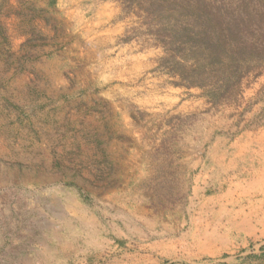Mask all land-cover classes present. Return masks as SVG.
I'll return each mask as SVG.
<instances>
[{
	"label": "rangeland",
	"instance_id": "obj_1",
	"mask_svg": "<svg viewBox=\"0 0 264 264\" xmlns=\"http://www.w3.org/2000/svg\"><path fill=\"white\" fill-rule=\"evenodd\" d=\"M257 133L264 0H0V264H264Z\"/></svg>",
	"mask_w": 264,
	"mask_h": 264
},
{
	"label": "trees",
	"instance_id": "obj_2",
	"mask_svg": "<svg viewBox=\"0 0 264 264\" xmlns=\"http://www.w3.org/2000/svg\"><path fill=\"white\" fill-rule=\"evenodd\" d=\"M201 5L199 10L203 12L206 6L203 3H201ZM192 17V26L194 25V28L191 32H188L189 37L187 38V33L185 35V30L182 33H176L173 38V44H183L184 46H187V44H190V46L196 45L195 54L197 58L204 61L206 67L210 66L217 68L215 72L217 75H219L220 72H225V75H227L226 80L222 78V82L226 83V81L236 80L238 77L236 65H239V61L235 57L234 49L230 47V45L229 48L231 49L226 48L227 41L222 36L223 34L218 21L213 17L207 19L206 17L203 18L201 15L196 16L194 12L192 13ZM202 18L205 22L201 24L199 22ZM200 24L202 27L199 28L200 30L202 29L201 33H195L196 31L194 29ZM210 24L216 27L217 30L208 32L206 27ZM195 65L196 67H193L191 71H189V81H191L189 86L202 87L205 82L202 79L200 80V78L204 76L205 68L199 63H195Z\"/></svg>",
	"mask_w": 264,
	"mask_h": 264
},
{
	"label": "bare ground",
	"instance_id": "obj_3",
	"mask_svg": "<svg viewBox=\"0 0 264 264\" xmlns=\"http://www.w3.org/2000/svg\"><path fill=\"white\" fill-rule=\"evenodd\" d=\"M258 137V136H257ZM260 137V136H259ZM261 138V137H260ZM258 139V138H257ZM261 140V139H260ZM263 141V140H262ZM250 142V141H249ZM263 143V142H262ZM240 146V145H239ZM254 146V145H253ZM256 146V145H255ZM261 147V146H260ZM243 148V146L241 147ZM250 149V148H249ZM264 152V150H262ZM260 152V151H259ZM236 153V152H235ZM256 154V153H255ZM246 155V154H245ZM259 155V154H258ZM241 156V155H240ZM244 156V155H243ZM242 157V156H241ZM244 160V159H243ZM240 161V160H239ZM233 162V161H232ZM258 162V160H257ZM238 163V162H237ZM241 163V162H240ZM256 163V162H255ZM244 164V163H243ZM241 165V164H240ZM245 165V164H244ZM246 166V165H245ZM249 167V165H248ZM241 168V167H240ZM247 168V167H246ZM237 171V170H236ZM253 172V170H252ZM247 175V174H246ZM244 176V175H243ZM247 177V176H246ZM248 185L253 191L262 192L264 194V163L259 164L254 170L252 176L248 180ZM233 185V184H231ZM237 185V184H235ZM237 187V186H236ZM248 187V188H249ZM244 189V188H243ZM247 190V189H245ZM244 190V191H245ZM238 191V190H237ZM239 192V191H238ZM241 193V192H240Z\"/></svg>",
	"mask_w": 264,
	"mask_h": 264
},
{
	"label": "crops",
	"instance_id": "obj_4",
	"mask_svg": "<svg viewBox=\"0 0 264 264\" xmlns=\"http://www.w3.org/2000/svg\"><path fill=\"white\" fill-rule=\"evenodd\" d=\"M104 8H106L107 10L109 9L111 12H112V14H113V11L115 10V7H114V5L113 4H109V5H107V4H105L104 6H103ZM102 7V8H103ZM103 8V9H104ZM258 136V137H257ZM257 136L255 137V140H256V142H260L261 144H264V133H262V134H258L257 133ZM261 138H260V137ZM258 138V139H257ZM261 139V140H260ZM263 140V141H262ZM263 142V143H262ZM243 146V148H241ZM251 146H252V143L251 142H249V143H245V145H240V146H235V150H234V155L235 156H237V157H239L240 155L241 156H245V154L247 155V153L249 152V150H251ZM250 148V149H249ZM258 149H257V155L259 156V157H261V158H264V152L262 151V150H264V145H262L261 147H260V145H258V147H257ZM260 151V152H259ZM236 152V153H235ZM261 160V162L260 163H264V161L262 160V159H260ZM256 169V168H255ZM255 169H253V170H255ZM223 171H224V165H223Z\"/></svg>",
	"mask_w": 264,
	"mask_h": 264
}]
</instances>
